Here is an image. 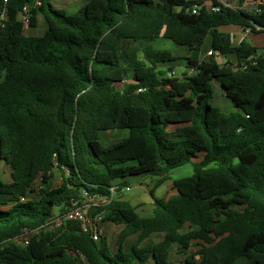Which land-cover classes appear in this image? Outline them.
Here are the masks:
<instances>
[{
    "label": "trees",
    "instance_id": "1",
    "mask_svg": "<svg viewBox=\"0 0 264 264\" xmlns=\"http://www.w3.org/2000/svg\"><path fill=\"white\" fill-rule=\"evenodd\" d=\"M35 1L0 0V171L11 169L8 181L0 172V264H173L175 249L193 245L185 264H237L241 255L264 264V47L248 41L264 33V10L206 8L215 0H85L67 15L52 0ZM38 17L45 34H26ZM230 26L251 32L235 46ZM160 38L189 56L154 49ZM206 42L235 62L203 60ZM182 59L186 70L168 77L161 65ZM214 83L233 111L211 103ZM120 129L127 138L102 143L100 132ZM184 165L193 175L173 180L175 196L153 198L150 215L119 196L104 208L103 223L122 227L117 250L70 221L42 229L28 246L14 242L75 202L126 186L116 179L155 175L159 186Z\"/></svg>",
    "mask_w": 264,
    "mask_h": 264
},
{
    "label": "rangeland",
    "instance_id": "2",
    "mask_svg": "<svg viewBox=\"0 0 264 264\" xmlns=\"http://www.w3.org/2000/svg\"><path fill=\"white\" fill-rule=\"evenodd\" d=\"M244 1V0H243ZM231 4L237 5L239 0H229ZM53 5L59 9L63 10L67 15H74L86 4L85 0H52ZM210 4V1H208ZM47 29L46 23L42 22L35 28H26L28 34L30 36L41 37L45 34ZM227 30H233L237 33H240L241 30L239 27L230 26L227 27ZM234 35L237 40L241 37L239 34L235 33ZM254 45L258 48L264 47V33H260L254 35L253 37ZM236 44V41L235 43ZM142 47V45H140ZM152 46L156 50L161 51H169L176 57H188L189 52L184 47L177 46L171 40L160 38L152 43ZM203 53L202 59L208 60L210 56L207 55V52L210 49L208 46V42L203 45ZM217 60L235 62L232 57H216ZM162 67H169L168 77L170 76H180L185 70L187 66V60H177L168 62L167 64L161 65ZM124 84H119L118 88L122 89ZM215 95L211 100V103L222 109L224 112L233 111L234 108L228 98L223 96L222 89L219 84L214 83ZM129 135L128 129H120L116 131H103L99 133V137L102 140V143L105 146L113 145L122 141V139L127 138ZM1 177L8 181L10 179L11 169L8 165L3 164L1 166ZM193 169L191 165H184L178 168L171 170L168 174V179L159 186H156V182L159 177L155 175H140V176H130L122 179H116L114 183L124 182L126 186H129L130 189L128 191L124 190L120 195V198L124 201H127L131 207L136 208L137 212L141 216L150 215L153 211V198H162L167 199L171 197V192L173 187L168 188L172 184V181L175 179L189 177L193 175ZM61 183V175L55 170L54 178H53V186L57 187ZM36 186H41L40 178L35 182ZM124 186V187H126ZM123 187V188H124ZM103 226L106 231V243L109 246L110 251L117 250L118 242L117 238L122 229L121 226H117L113 223L104 222ZM135 236L130 237L127 241H125L122 245L123 251H127V245H130L131 242L135 241ZM158 236L154 237V241H157ZM129 243V244H128ZM199 247L197 245H193L191 249L186 253H178L180 251H175L172 254L173 264H185L186 258L188 255L195 253L198 251Z\"/></svg>",
    "mask_w": 264,
    "mask_h": 264
},
{
    "label": "built area",
    "instance_id": "3",
    "mask_svg": "<svg viewBox=\"0 0 264 264\" xmlns=\"http://www.w3.org/2000/svg\"><path fill=\"white\" fill-rule=\"evenodd\" d=\"M7 1V0H6ZM216 3L208 2L205 3L206 8L210 9L214 12H219L221 6L229 7L233 10H242L247 13L252 14H260L264 10V0H244L242 4H231L226 0H215ZM36 6L40 5L38 0L34 3ZM193 12H196V9H193ZM21 20L23 21L25 27H28L30 23V6L23 7V10L20 14ZM249 29H243V34L239 40L236 39L234 34L231 35V42L234 44L235 41H238L239 45L249 34ZM208 56H215V57H222L219 52L213 51L212 49L207 52ZM246 68V67H243ZM40 178V177H39ZM38 178V179H39ZM40 188V186H36ZM130 189L129 186H126L118 191L117 187H111L110 195L106 196H97L94 195L91 198H88L83 203L75 202L72 206L63 214L56 213L54 217L50 218L44 225L41 227L29 230L24 229L22 234L14 239L16 244L22 246H28L30 244L31 238L34 235H37L42 229H58L60 228L65 222H76L80 225L82 230L89 234L91 238L96 241L100 242L101 239L104 237V229H103V215H104V208L117 196H120L124 190L128 191ZM22 200H25L23 198Z\"/></svg>",
    "mask_w": 264,
    "mask_h": 264
},
{
    "label": "crops",
    "instance_id": "4",
    "mask_svg": "<svg viewBox=\"0 0 264 264\" xmlns=\"http://www.w3.org/2000/svg\"><path fill=\"white\" fill-rule=\"evenodd\" d=\"M226 1H228L229 2V0H226ZM240 1V0H239ZM231 3V2H230ZM238 4H242V3H238ZM43 22V20H42V18L41 17H38V25L40 24V23H42ZM240 28V30H241V32L240 33H237V32H235V31H233V30H227L228 32H230V34H234V32L235 33H237V34H239L240 36H242V34H243V29L241 28V27H239ZM26 34H28V32H26ZM249 36V35H248ZM247 36V37H248ZM254 35H251V36H249V38H251V40L253 41V37ZM241 38V37H240ZM254 43V42H253ZM238 44V41H236V44H235V46H238L237 45ZM188 52V51H187ZM189 56V55H188ZM173 182V181H172ZM170 187H173V183L170 185V186H168V188H170ZM173 190L172 191H170L171 192V197H173V196H175L176 194H177V192H176V190L174 189V188H172ZM171 197H169V198H171ZM119 198H120V196H119ZM168 198V199H169ZM121 199V198H120ZM165 200H167V199H165ZM102 226H103V224H102ZM103 229L105 230V228H104V226H103ZM104 236H106V231H104ZM155 236H158V239H157V241H154L153 239H154V237ZM164 239V235L163 234H159V235H154L153 237H152V241L153 242H156V243H158V242H160L161 240H163ZM129 244V243H128ZM131 245H133V242H131L130 243V245H127V249H129L130 247H131ZM175 251H176V249H175Z\"/></svg>",
    "mask_w": 264,
    "mask_h": 264
},
{
    "label": "water",
    "instance_id": "5",
    "mask_svg": "<svg viewBox=\"0 0 264 264\" xmlns=\"http://www.w3.org/2000/svg\"><path fill=\"white\" fill-rule=\"evenodd\" d=\"M248 41L250 43H253L252 40L250 38H248ZM258 52H261V50H258ZM237 264H249V259L247 256L245 255H241L239 257H237Z\"/></svg>",
    "mask_w": 264,
    "mask_h": 264
}]
</instances>
